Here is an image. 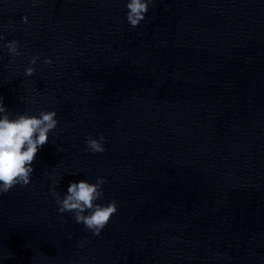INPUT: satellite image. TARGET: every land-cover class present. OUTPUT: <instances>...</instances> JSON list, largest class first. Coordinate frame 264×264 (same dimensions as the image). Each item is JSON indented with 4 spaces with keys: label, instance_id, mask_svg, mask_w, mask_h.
Here are the masks:
<instances>
[{
    "label": "water",
    "instance_id": "obj_1",
    "mask_svg": "<svg viewBox=\"0 0 264 264\" xmlns=\"http://www.w3.org/2000/svg\"><path fill=\"white\" fill-rule=\"evenodd\" d=\"M0 31L4 103L59 121L0 196V264H264V0H152L135 27L124 0H0ZM53 166L61 194L107 178L98 236L57 212Z\"/></svg>",
    "mask_w": 264,
    "mask_h": 264
},
{
    "label": "clouds",
    "instance_id": "obj_2",
    "mask_svg": "<svg viewBox=\"0 0 264 264\" xmlns=\"http://www.w3.org/2000/svg\"><path fill=\"white\" fill-rule=\"evenodd\" d=\"M152 0H124L125 17L130 27L137 26L144 18ZM21 21L30 23L27 15L21 16ZM0 40H5L0 31ZM9 54L20 55L19 41L15 38L5 40L4 45ZM38 56L34 55L24 67V75L35 72L33 65ZM45 64H51V58L45 57ZM59 121L55 109H40L36 113L16 111L8 108L0 96V196L7 194L14 186H27L32 181L34 171L33 161L37 152L49 142L50 134L56 129ZM106 137L103 133L85 137V151L92 153L105 151ZM48 193L54 198L57 212L70 213L75 222L82 224L93 235H99L117 211V201L109 199L102 201L103 187L107 178L98 175L94 181L87 178L71 180L66 190L57 192L59 174L56 166L51 172ZM77 175V172L69 173Z\"/></svg>",
    "mask_w": 264,
    "mask_h": 264
}]
</instances>
